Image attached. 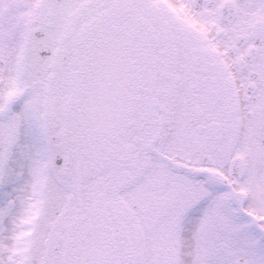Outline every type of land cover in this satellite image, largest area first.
Returning <instances> with one entry per match:
<instances>
[{"label":"snow or ice","instance_id":"snow-or-ice-1","mask_svg":"<svg viewBox=\"0 0 264 264\" xmlns=\"http://www.w3.org/2000/svg\"><path fill=\"white\" fill-rule=\"evenodd\" d=\"M0 264H264V0H0Z\"/></svg>","mask_w":264,"mask_h":264}]
</instances>
